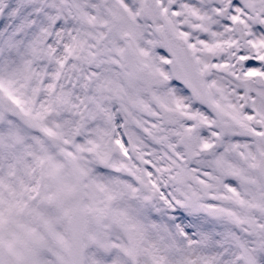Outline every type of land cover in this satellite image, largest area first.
I'll use <instances>...</instances> for the list:
<instances>
[{
  "label": "snow or ice",
  "instance_id": "snow-or-ice-1",
  "mask_svg": "<svg viewBox=\"0 0 264 264\" xmlns=\"http://www.w3.org/2000/svg\"><path fill=\"white\" fill-rule=\"evenodd\" d=\"M0 264H264V0H0Z\"/></svg>",
  "mask_w": 264,
  "mask_h": 264
}]
</instances>
